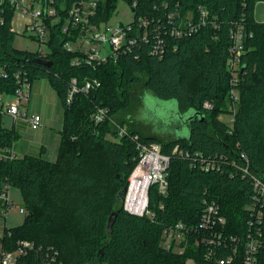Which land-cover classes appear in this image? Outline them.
Wrapping results in <instances>:
<instances>
[{
	"label": "trees",
	"instance_id": "trees-1",
	"mask_svg": "<svg viewBox=\"0 0 264 264\" xmlns=\"http://www.w3.org/2000/svg\"><path fill=\"white\" fill-rule=\"evenodd\" d=\"M125 1L132 6L135 21L147 16L161 26L164 54H154V39L140 40L117 59L92 68L71 65L74 53L63 47L69 38L61 32L64 20L50 26L46 55L16 48L14 8L0 0V63L26 69L31 81L47 78L65 109L57 159L32 154L0 158V187L9 182L21 189L27 211L22 224L4 229L2 246L13 250L20 239H30L42 250L57 249L63 264H185L189 256L197 264H242L250 215L245 207L254 201L251 175L264 178V22L255 15L256 6L264 0ZM73 2L54 0L63 14ZM97 2L91 21H109L118 0ZM201 8L208 11V21L198 30L182 37L163 31L170 27L168 14L173 13L175 21L187 12L198 18ZM240 23L246 35L237 86L239 101L231 125L219 115L229 111L231 103V29ZM37 58L52 64L47 66ZM74 76L79 87L87 76L98 78L101 84L89 92H76L68 104ZM6 81L0 78L2 87ZM139 85L144 93L137 97ZM146 94L158 99L155 106L159 111L166 109L162 103L171 102L177 122L173 130L188 132L173 131L167 140L144 132L130 110L139 100L146 108ZM206 101L212 105L210 109L204 107ZM98 107L108 112L104 121L95 123L92 114ZM145 108L141 115L148 118ZM113 120L126 124L128 132L118 137ZM152 124L151 129L157 130ZM18 136L14 127L0 121V150L12 147ZM136 136L145 143H159L170 157L167 193H160L157 183L149 188L151 213H132L118 199L139 162ZM202 159L215 162L216 167L204 170ZM212 201L226 217V224L216 225V229L239 238L231 262L226 259L235 243L228 239L210 246L202 241L207 232L201 228L188 232L178 244L183 251L165 246L166 227L178 222L198 226L205 204ZM113 211L116 217L109 227ZM262 238L264 242V227ZM35 257L30 253L26 259L36 264ZM259 264H264V245L259 250Z\"/></svg>",
	"mask_w": 264,
	"mask_h": 264
},
{
	"label": "built area",
	"instance_id": "built-area-1",
	"mask_svg": "<svg viewBox=\"0 0 264 264\" xmlns=\"http://www.w3.org/2000/svg\"><path fill=\"white\" fill-rule=\"evenodd\" d=\"M4 1V0H1ZM8 3L17 9L23 18H27L26 32H31L35 40L39 43L40 48L37 50L40 55H46L49 51L50 26L54 23H59L64 20L62 31L69 38L63 43V47L73 52L74 55L70 59L73 66L88 65L92 68L99 67L100 64L106 62L110 58L117 57L132 49L134 45L143 40L152 43L154 54H164L165 40L162 36L161 26L152 23V19L147 16H140L137 21L134 17L129 22H111L103 21L95 23L91 21L95 14L99 0H74L67 13H60L54 0H7ZM264 7V1L259 2ZM208 19V11L201 8L198 18L187 12L179 20H174L173 13L168 14V23L170 27L166 28L165 33L182 37L198 30ZM264 22L263 19H258ZM246 35L243 25L237 24L231 29V37L233 43L230 47V56L228 58V68L231 72V89L229 97L231 99V108L239 101V73L241 69V59L244 52L243 38ZM252 35V33H250ZM0 78L7 79L3 87L0 84V121L4 116H9L13 122L18 120H26L32 128H38L42 125V116L38 113L28 116L26 104L31 95L32 81L29 78L28 72L24 68L12 69L7 65L0 63ZM100 80L96 77L87 76L84 79L82 87L78 86V80L74 76L70 81V88L67 95V103L70 104L76 92L83 90L89 92L92 89L99 87ZM233 104V106H232ZM204 107L210 109L212 105L206 101ZM235 109L231 110V120ZM108 109L98 107L92 114L95 123L105 120ZM229 122L230 124L232 123ZM117 129L118 137L128 132L126 124H120L113 120ZM3 124V123H2ZM232 125V124H231ZM114 137V136H113ZM138 139V136H136ZM117 138V137H116ZM115 139V137H114ZM116 140V139H115ZM139 148V162L133 169L129 177L128 194L124 201V206L132 213L143 214L149 212V188L151 184L157 183L158 190L162 194H166L168 190L167 169L169 167L170 157L162 152L161 145L156 142L145 143L137 140ZM244 155V153L242 154ZM13 146L0 150V158H15ZM248 162H246L247 164ZM201 167L208 171L216 167L215 162L210 160H201ZM248 165V164H247ZM246 165L245 170L248 171L249 166ZM138 171L141 175L147 178L146 183V203L141 212L132 211L128 206V197L132 187L133 174ZM251 183L253 186L254 201L252 204L245 207L249 212L248 230L245 239V251L242 256V264H259V250L264 245L263 242V227H264V178L257 175H251ZM11 185L9 182H3L0 187V202L3 210L2 214H7L14 207L10 195ZM220 205L216 201L207 202L202 211L200 223L196 225H185L183 222H178L176 225L166 227L163 233L164 244L168 248L183 251L180 242L186 238V234L192 230H205L202 236V241L205 240L210 246L221 245L226 240L230 239L235 243L232 254L227 256L226 261L231 262L237 255L239 241L237 235L225 236L222 230L216 229V225L226 224V217L222 214ZM19 211L26 213V208L19 205ZM30 253H35L36 264H63L59 258V252L49 246L42 250L38 247L35 241L30 239H20L17 246L13 250H6L2 246L0 240V264H29L27 257ZM211 254V252L209 253ZM225 259H220V263H224Z\"/></svg>",
	"mask_w": 264,
	"mask_h": 264
},
{
	"label": "rangeland",
	"instance_id": "rangeland-1",
	"mask_svg": "<svg viewBox=\"0 0 264 264\" xmlns=\"http://www.w3.org/2000/svg\"><path fill=\"white\" fill-rule=\"evenodd\" d=\"M255 15L257 20L264 18V7L262 4L256 6ZM134 13L132 6L128 1L118 0L117 8L112 15L110 21L117 22H129L133 19ZM27 18H23L17 9H14L12 18V26L15 30L14 46L21 50H27L34 52L40 48L39 43L35 40L31 32H26ZM33 87L28 103L26 104V110L28 116L31 114L39 113L42 116V125L38 128H32L29 122L23 124L21 119L17 122H13V119L9 116L3 118L4 126L12 128L13 126L18 131L19 136L14 142V151L18 156H23L26 153H37L43 157L49 159H57L59 153V144L61 141V131L64 128V105L55 92L54 88L47 78H34L32 81ZM143 85L136 86L135 94L138 97L144 92ZM148 103L146 108L140 100L137 101L132 109L130 110L132 116L139 122L141 128L146 133L157 135L163 140H167L173 136L172 132L176 131L177 134L180 132L187 133L188 130L183 131L173 130L174 125L177 123L174 119L176 116L172 112L174 106L171 102L162 103L166 105V109H161L159 112L154 111L156 102L158 99L153 98L152 95H147L146 98ZM161 103V102H160ZM238 103L235 105L237 107ZM233 106V104H232ZM232 107V111L234 108ZM143 108H145V115L148 114V118H143ZM231 103L228 105L227 112H223L219 115L220 119L225 122H231L230 113ZM131 116V117H132ZM169 116V117H168ZM156 125L157 130L151 129L152 121ZM22 123V124H21ZM154 126V125H153ZM110 139H114L112 135H106ZM11 200L14 203V207L11 208L8 213L2 214V208H0V236L3 235L6 227H12L20 225L24 222L26 213L19 211V205L24 206V196L21 189L18 187H11L10 189ZM25 207V206H24ZM185 264H197L196 259L193 256L187 257Z\"/></svg>",
	"mask_w": 264,
	"mask_h": 264
},
{
	"label": "bare ground",
	"instance_id": "bare-ground-1",
	"mask_svg": "<svg viewBox=\"0 0 264 264\" xmlns=\"http://www.w3.org/2000/svg\"><path fill=\"white\" fill-rule=\"evenodd\" d=\"M132 187L129 194L128 206L132 211L141 212L146 203V183L147 178L143 177L140 172L136 171L132 177Z\"/></svg>",
	"mask_w": 264,
	"mask_h": 264
},
{
	"label": "water",
	"instance_id": "water-1",
	"mask_svg": "<svg viewBox=\"0 0 264 264\" xmlns=\"http://www.w3.org/2000/svg\"><path fill=\"white\" fill-rule=\"evenodd\" d=\"M36 61H37V62H42V63H44V64L47 65V66H50V65L52 64V61H51V60H49V61H45L44 59L41 60V58H37ZM154 109H155L156 111H159L160 108H159L158 106H155ZM127 194H128V185H125V186L121 189V191L119 192V198H118V199H120L122 202H124V201H125V198H126V196H127ZM115 217H116V211H113V212L110 214V216H109V221H108V226H109V227L112 226ZM109 227H108V228H109Z\"/></svg>",
	"mask_w": 264,
	"mask_h": 264
},
{
	"label": "crops",
	"instance_id": "crops-1",
	"mask_svg": "<svg viewBox=\"0 0 264 264\" xmlns=\"http://www.w3.org/2000/svg\"><path fill=\"white\" fill-rule=\"evenodd\" d=\"M33 84H34V83L32 82L31 89H32V87H33ZM27 114H28V112H27ZM38 114H39V113H38ZM4 117H5V116H4ZM4 117H3V118H4ZM3 118H2V123H3V125H4ZM18 121H19V120H18ZM21 121H23V124H25L26 122H28V121L23 120V119H22ZM21 124H22V123H21ZM28 124H29V123H28ZM13 127H14V126H13ZM14 128H15V127H14ZM17 132H18V131H17ZM13 147H14V145H13ZM15 153H16V152H15ZM16 154H17V153H16ZM26 154H32V153H26ZM32 155H38V154H37V153H36V154L33 153ZM17 156H18V154H17ZM40 156H42V155H40ZM42 157H43V156H42ZM46 158H47V157H46ZM46 158H45V159H46ZM47 159H49V158H47ZM50 160H53V159H50Z\"/></svg>",
	"mask_w": 264,
	"mask_h": 264
}]
</instances>
